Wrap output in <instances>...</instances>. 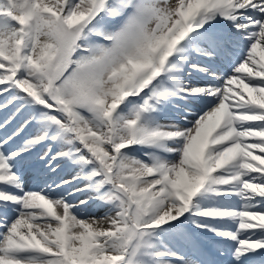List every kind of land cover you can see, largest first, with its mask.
Instances as JSON below:
<instances>
[{"label":"snow or ice","instance_id":"obj_1","mask_svg":"<svg viewBox=\"0 0 264 264\" xmlns=\"http://www.w3.org/2000/svg\"><path fill=\"white\" fill-rule=\"evenodd\" d=\"M0 97V264H264V0H0Z\"/></svg>","mask_w":264,"mask_h":264},{"label":"bare ground","instance_id":"obj_2","mask_svg":"<svg viewBox=\"0 0 264 264\" xmlns=\"http://www.w3.org/2000/svg\"><path fill=\"white\" fill-rule=\"evenodd\" d=\"M257 59H259V57H257ZM222 71H230V69L227 67V66H222ZM197 79L203 83L204 81V77H197ZM4 100V97H0V102H2ZM11 111V108H9L8 112H5L3 110H0V121H2L8 114L9 112ZM11 130V129H9ZM0 135H3V131L0 130ZM41 150V149H38V151ZM63 175H66V176H70L72 174H74V170L71 168V166L69 164H67V162H65V165H64V171L62 172ZM25 180H26V187L28 188H31L33 187V182L31 181V178L30 176H26L25 177ZM99 215V213H97Z\"/></svg>","mask_w":264,"mask_h":264}]
</instances>
